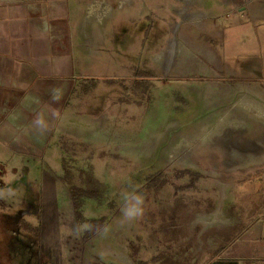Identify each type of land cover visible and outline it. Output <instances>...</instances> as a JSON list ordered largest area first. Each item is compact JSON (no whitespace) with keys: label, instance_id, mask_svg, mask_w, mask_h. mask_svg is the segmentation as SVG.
Returning a JSON list of instances; mask_svg holds the SVG:
<instances>
[{"label":"rangeland","instance_id":"obj_1","mask_svg":"<svg viewBox=\"0 0 264 264\" xmlns=\"http://www.w3.org/2000/svg\"><path fill=\"white\" fill-rule=\"evenodd\" d=\"M224 1L193 3L201 25L181 0L114 3L49 128L0 142V264H211L209 231L264 206V116L239 104L264 109V0ZM175 22L190 40L166 69Z\"/></svg>","mask_w":264,"mask_h":264},{"label":"crops","instance_id":"obj_2","mask_svg":"<svg viewBox=\"0 0 264 264\" xmlns=\"http://www.w3.org/2000/svg\"><path fill=\"white\" fill-rule=\"evenodd\" d=\"M125 1L131 0H0V142L5 148H19L24 140L38 136V128H49L47 124L55 120L53 104L65 94L68 104L76 83L86 76L88 53L115 34L110 30L111 36L104 37L101 25L114 3L121 7ZM181 1V9L171 4L181 21L201 25L208 15L193 8L196 0ZM233 2L224 4L234 13ZM243 2L238 3L242 5L236 7L237 13L244 11ZM179 24L174 23L175 35L168 37L167 47L160 52L169 61L166 69L173 54L182 53L190 40L187 31L176 33ZM164 53L171 57L166 59ZM0 170L5 176L2 163ZM236 215L229 214L235 224L226 231L219 227L209 231L214 232L211 243L218 250L211 264L254 260L264 264V206Z\"/></svg>","mask_w":264,"mask_h":264},{"label":"clouds","instance_id":"obj_3","mask_svg":"<svg viewBox=\"0 0 264 264\" xmlns=\"http://www.w3.org/2000/svg\"><path fill=\"white\" fill-rule=\"evenodd\" d=\"M145 201L142 195H136L131 198L130 203H126L123 209V221L122 223H131L140 219L145 212Z\"/></svg>","mask_w":264,"mask_h":264},{"label":"bare ground","instance_id":"obj_4","mask_svg":"<svg viewBox=\"0 0 264 264\" xmlns=\"http://www.w3.org/2000/svg\"><path fill=\"white\" fill-rule=\"evenodd\" d=\"M240 104L245 107V108H251V107H255V109L257 110V113L259 115L264 116V109H262L258 104H253L252 102L248 101V100H241Z\"/></svg>","mask_w":264,"mask_h":264},{"label":"trees","instance_id":"obj_5","mask_svg":"<svg viewBox=\"0 0 264 264\" xmlns=\"http://www.w3.org/2000/svg\"><path fill=\"white\" fill-rule=\"evenodd\" d=\"M193 177H195V176H192V178ZM73 204H74V208H75V210H76V214H79V209H80V203L77 201L76 203L75 202H73Z\"/></svg>","mask_w":264,"mask_h":264}]
</instances>
